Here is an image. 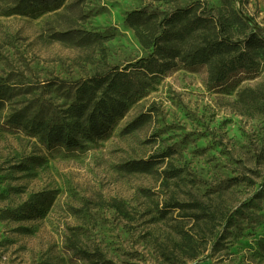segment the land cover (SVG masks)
Here are the masks:
<instances>
[{
	"label": "rangeland",
	"instance_id": "374dc122",
	"mask_svg": "<svg viewBox=\"0 0 264 264\" xmlns=\"http://www.w3.org/2000/svg\"><path fill=\"white\" fill-rule=\"evenodd\" d=\"M193 1L66 0L38 17L0 8V76L17 90L12 108H64L68 83L147 54L126 13ZM199 1L228 6L264 35V0ZM70 29L104 39L77 47L55 38ZM141 113L148 122L123 133ZM151 158L158 173L123 167ZM171 169L175 180L165 179ZM171 198L199 200L211 220L169 207ZM72 242L113 264H264V60L216 85L204 67H177L81 148L46 147L0 127V264H89Z\"/></svg>",
	"mask_w": 264,
	"mask_h": 264
},
{
	"label": "trees",
	"instance_id": "16d2710c",
	"mask_svg": "<svg viewBox=\"0 0 264 264\" xmlns=\"http://www.w3.org/2000/svg\"><path fill=\"white\" fill-rule=\"evenodd\" d=\"M65 1L0 0V8L4 16L38 17L59 9ZM125 23L147 54L68 83L70 101L64 108L32 114L12 108L17 90L0 76V116L6 113L0 127L18 128L46 147L81 148L83 142L100 138L130 106L154 89L161 75L177 67H204L208 83L216 85L236 72L254 70L264 60V35L259 29L253 30L239 12L228 6L214 8L198 0L164 14L132 10L126 13ZM54 35L57 40L77 47L104 39L96 33L77 29ZM148 119V113L139 114L123 128V133L139 129ZM154 159L131 160L123 167L128 172L152 175L158 173L154 170L158 163ZM163 173L165 179L179 177L174 169ZM169 202V207L180 211H197V216L188 214L196 220H211L199 200L179 202L171 198ZM111 207L120 213L126 211L117 202H112ZM163 211L161 217L167 214ZM185 243L192 249L189 240ZM70 247L89 264H113L98 248H77L76 242Z\"/></svg>",
	"mask_w": 264,
	"mask_h": 264
}]
</instances>
